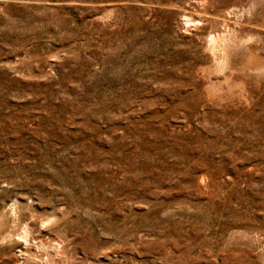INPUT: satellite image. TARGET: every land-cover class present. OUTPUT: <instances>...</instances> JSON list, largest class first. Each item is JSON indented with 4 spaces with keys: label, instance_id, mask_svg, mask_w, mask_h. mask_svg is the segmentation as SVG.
<instances>
[{
    "label": "rangeland",
    "instance_id": "obj_1",
    "mask_svg": "<svg viewBox=\"0 0 264 264\" xmlns=\"http://www.w3.org/2000/svg\"><path fill=\"white\" fill-rule=\"evenodd\" d=\"M0 264H264V0H0Z\"/></svg>",
    "mask_w": 264,
    "mask_h": 264
},
{
    "label": "bare ground",
    "instance_id": "obj_2",
    "mask_svg": "<svg viewBox=\"0 0 264 264\" xmlns=\"http://www.w3.org/2000/svg\"><path fill=\"white\" fill-rule=\"evenodd\" d=\"M213 40H214V37H213ZM231 44H228V42L225 40V36L221 34L218 35V37L211 44L210 48L212 49L217 65L222 70H227L230 67V50L229 49L232 47ZM26 234H27V229H22V231L20 232L21 237L25 238Z\"/></svg>",
    "mask_w": 264,
    "mask_h": 264
}]
</instances>
